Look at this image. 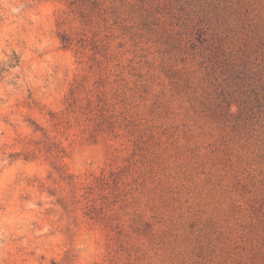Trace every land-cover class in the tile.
<instances>
[{
  "label": "rangeland",
  "instance_id": "rangeland-1",
  "mask_svg": "<svg viewBox=\"0 0 264 264\" xmlns=\"http://www.w3.org/2000/svg\"><path fill=\"white\" fill-rule=\"evenodd\" d=\"M54 23L53 199L0 191V264H264V0H59Z\"/></svg>",
  "mask_w": 264,
  "mask_h": 264
},
{
  "label": "clouds",
  "instance_id": "clouds-1",
  "mask_svg": "<svg viewBox=\"0 0 264 264\" xmlns=\"http://www.w3.org/2000/svg\"><path fill=\"white\" fill-rule=\"evenodd\" d=\"M58 5L59 0H0V191L27 186L28 209L47 208L53 199L47 191L51 168L36 151L42 135L37 125L48 127L42 120L47 109L33 101L57 103L75 69L52 47ZM47 231L44 226L34 235Z\"/></svg>",
  "mask_w": 264,
  "mask_h": 264
}]
</instances>
